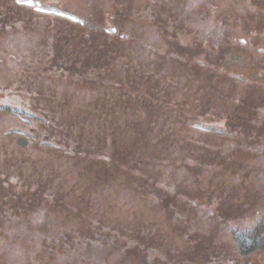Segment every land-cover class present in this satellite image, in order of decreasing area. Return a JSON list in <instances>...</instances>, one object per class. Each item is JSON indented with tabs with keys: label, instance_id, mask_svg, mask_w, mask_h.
I'll return each instance as SVG.
<instances>
[{
	"label": "rangeland",
	"instance_id": "obj_1",
	"mask_svg": "<svg viewBox=\"0 0 264 264\" xmlns=\"http://www.w3.org/2000/svg\"><path fill=\"white\" fill-rule=\"evenodd\" d=\"M16 2L0 264H264V0Z\"/></svg>",
	"mask_w": 264,
	"mask_h": 264
},
{
	"label": "trees",
	"instance_id": "obj_2",
	"mask_svg": "<svg viewBox=\"0 0 264 264\" xmlns=\"http://www.w3.org/2000/svg\"><path fill=\"white\" fill-rule=\"evenodd\" d=\"M89 27V26H87ZM262 178V183L264 185V169H263V174L261 175ZM262 231H264V206L263 209L261 210L259 216L257 217V220L253 226L252 229L247 230V229H242L239 234L237 235V239H238V243H237V251H239L240 253L242 252H249L251 251L256 244L259 245L260 247L262 246V241L258 240V237H256V235H260V233L262 234ZM242 239H241V237ZM262 251H264V246L262 248ZM205 252H207L205 250ZM207 255L212 256L211 254V250H209L207 252ZM247 253H244V256H247ZM201 262V261H200ZM203 263V262H202ZM206 264V262H205Z\"/></svg>",
	"mask_w": 264,
	"mask_h": 264
},
{
	"label": "flooded vegetation",
	"instance_id": "obj_3",
	"mask_svg": "<svg viewBox=\"0 0 264 264\" xmlns=\"http://www.w3.org/2000/svg\"><path fill=\"white\" fill-rule=\"evenodd\" d=\"M19 6H22L21 3H17L16 2V8H20ZM25 9L27 10V8L25 7ZM15 12V13H14ZM13 14H16L17 15V11H14L13 8L9 7V8H5V11H4V17H5V20L9 22V24H11V26L15 27L17 26V23H16V19L13 18ZM5 29V28H4ZM6 31V30H5ZM4 31V32H5ZM5 36V35H4ZM5 37L2 38V40L4 39ZM7 38V37H6ZM7 40V39H5ZM5 59V58H4ZM10 89H14L15 91H17V84L15 86H11ZM5 99H0V106H8V102L9 101H4ZM27 114H29V112L27 111L26 112ZM33 116V114H32ZM30 132H33V129L30 130ZM21 144L24 145H27L28 144V141H24L23 139L20 141Z\"/></svg>",
	"mask_w": 264,
	"mask_h": 264
}]
</instances>
